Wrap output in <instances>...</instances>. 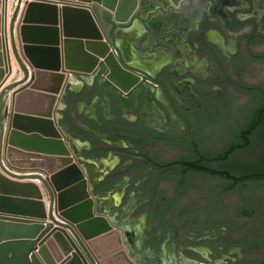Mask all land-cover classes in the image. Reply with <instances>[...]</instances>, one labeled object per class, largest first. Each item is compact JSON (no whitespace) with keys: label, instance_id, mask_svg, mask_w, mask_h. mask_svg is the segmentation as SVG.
<instances>
[{"label":"flooded vegetation","instance_id":"obj_1","mask_svg":"<svg viewBox=\"0 0 264 264\" xmlns=\"http://www.w3.org/2000/svg\"><path fill=\"white\" fill-rule=\"evenodd\" d=\"M109 33L121 50L130 45L124 63L139 82L123 95L100 68L77 76L82 85L67 86L58 118L77 157L89 162L96 212L121 230L140 264H264V205L218 206L213 185H194V172L207 170L193 166L240 143L260 117L264 81L249 82L247 73L264 67V0H183L177 8L145 0L132 22ZM242 96L246 103L232 108ZM29 248L1 245L0 264H27Z\"/></svg>","mask_w":264,"mask_h":264},{"label":"water","instance_id":"obj_2","mask_svg":"<svg viewBox=\"0 0 264 264\" xmlns=\"http://www.w3.org/2000/svg\"><path fill=\"white\" fill-rule=\"evenodd\" d=\"M143 1L24 0L16 27L19 50L13 39L16 14L10 25L12 51L24 78L10 85L0 14V100L13 91L9 110L0 111V246L30 243L27 264L29 255L39 264H140L125 250L121 230L96 212L90 193L97 182L83 166L89 162L77 157L57 117L71 76L91 75L100 68L108 85L123 95L137 85L141 76L124 63L130 61V45L121 50L109 31L132 22ZM168 1L174 8L183 2ZM78 23L83 24L81 30ZM61 31L68 38L62 50ZM43 32L49 34L45 42ZM19 56L32 71L27 84L29 74ZM245 138L247 144L225 159H202L193 166L234 179L264 176V110ZM25 180L42 183L49 197L47 209L38 187Z\"/></svg>","mask_w":264,"mask_h":264},{"label":"crops","instance_id":"obj_3","mask_svg":"<svg viewBox=\"0 0 264 264\" xmlns=\"http://www.w3.org/2000/svg\"><path fill=\"white\" fill-rule=\"evenodd\" d=\"M10 3H11V0H9L7 3L5 1H3V0H0V14H1V16H3L4 22H5V38H6V42H7V48H8L7 49V53H8V56L10 58V70H11V73H12V70H13V73H16L19 76V78L15 82H13V83H16V82H21L23 80L24 73L21 70L20 65L18 64V62L15 60V57L12 56L13 52H12L11 45H10L11 44V39H12V34L9 33V31H8L10 23H11V20H10ZM23 8H24V0H21V1L20 0H16V2L14 4V8H13L14 9L13 11L15 12L14 15L16 14V20L13 23V39L15 41V45H16L17 50H19L18 47H20V43H19V38L20 37H19V34H17V32H16V27H17V24H18L19 16H20L21 11H22ZM61 8H62V6L58 5V9L60 10ZM9 21H10V23H9ZM67 23L72 25V21L71 20H67ZM105 23L108 25L109 21L105 20ZM78 25H79V23H78ZM81 25H83V24H81ZM81 25L77 26L79 30H81V27H82ZM60 30H61V26H60ZM47 35H49V34H46V32H43V34L41 36L44 39V42H45V40L47 38ZM65 39H68V38L64 37L63 34H62V31H61V33H60V40H61L60 48H61V50H62V48L64 49V47L62 45V42ZM19 58H20V61H21L22 65L27 69L28 74H29V77H28L27 81L24 83V84H27L29 79H30V73L32 71L26 65V62L24 61V59H22L20 56H19ZM78 65H81V63L79 62ZM80 79H82V78L81 77H77V76H75V77L71 76L69 80H70L71 84L73 86H75V88L76 87L79 88L82 85L81 84L82 82H80ZM21 86L22 85H18V87H16V88H19ZM14 90H16V89H14ZM12 92L6 93L1 98V100H0V111L1 112L3 111V109H6L7 107H8V110H9V107H10V104H11V94H12ZM60 107L63 108L62 105ZM57 118H60V115H58ZM4 123H6V121H4ZM22 174H25V173H22ZM23 182H31V183H34L38 187V189H39V191H40V193H41V195L43 197L42 201H43V203L45 205V208L47 209V207L49 205V197H48V195L46 193V190H45L44 186L42 185V183H40L37 180H35V181L25 180ZM28 244H30V243H28Z\"/></svg>","mask_w":264,"mask_h":264},{"label":"rangeland","instance_id":"obj_4","mask_svg":"<svg viewBox=\"0 0 264 264\" xmlns=\"http://www.w3.org/2000/svg\"><path fill=\"white\" fill-rule=\"evenodd\" d=\"M15 2H16V0H11V3H10V20L11 21H12L13 15L15 13L13 11ZM257 9H259V8L257 7ZM9 23H10V21H9ZM10 25H11V23H10ZM8 31L10 33V26H9V30ZM11 49H12V47H11ZM12 56H14L13 53H12ZM15 60H16V58H15ZM195 72L196 73L200 72V66L195 70ZM247 74H248L247 77H248L249 82H252L254 84H256V83L260 84L261 82L264 81V67H262V66H251L249 68ZM18 78H19V76L16 73H13V70H12V73H10V75L8 76L6 84H8V85L13 84V82H15ZM235 99H236V101L238 103L234 102L235 104H234V106L232 108H235L236 105H239L240 107H242L244 105V103H246V101H247V98H245L243 96L240 97V98H235ZM215 134L217 136L221 135V134H219L217 132ZM210 137H209V139H211L213 141V143L217 142L215 140V136H213L211 134ZM80 148H78V149H80ZM190 171L193 172L192 170H190ZM194 173L196 174V172H194ZM194 185H196L200 191L209 190V187L211 185L216 187L215 184H211L210 180H207L205 182H195ZM194 185L190 184L185 190L186 191H188V190L191 191L192 188H194ZM138 201L139 200L136 199L135 200V204ZM219 204L224 206V207L231 206L230 208H231L232 211H235V209L240 208L241 206H245V204H248L249 207H252L255 204V206H258V208H259L261 205H264V184H261L260 187L252 188L249 192H243V193H239V194H235V195H227L225 198H223L222 200L219 201ZM248 206L246 205V207H248ZM262 217L264 218V214L262 215ZM259 221H263V220L259 219ZM259 221H256V222L260 223Z\"/></svg>","mask_w":264,"mask_h":264},{"label":"trees","instance_id":"obj_5","mask_svg":"<svg viewBox=\"0 0 264 264\" xmlns=\"http://www.w3.org/2000/svg\"><path fill=\"white\" fill-rule=\"evenodd\" d=\"M264 110V106L260 108L259 112L261 113ZM259 116L254 120L253 124H251L241 135H240V143L233 144L230 148H228L225 152L217 155L215 157L206 158L209 160H218L225 159L226 156L234 149L244 147L247 144V140L245 136L251 131V129L258 123ZM203 158V157H202ZM201 158V159H202ZM200 159H197L198 161ZM199 182H205L207 180L211 181V184H215L214 187L216 203L219 206V201L225 198L227 195H235L243 192H249L252 188L260 187L261 184H264V176L259 177H248V178H240L234 179L229 177L227 174H217L209 171H202L197 176ZM27 243V242H23Z\"/></svg>","mask_w":264,"mask_h":264},{"label":"bare ground","instance_id":"obj_6","mask_svg":"<svg viewBox=\"0 0 264 264\" xmlns=\"http://www.w3.org/2000/svg\"><path fill=\"white\" fill-rule=\"evenodd\" d=\"M134 30H135V32H136V34H137V36L141 33V28L139 27V26H135L134 28H133ZM137 62V64L140 66V67H142V68H144V70H148V71H152V69L154 68V64H151V63H145V62H138V61H136ZM136 64V65H137ZM137 65V66H138ZM94 166H97V165H94ZM102 168H100L99 170H101ZM98 170V169H97ZM102 171V170H101ZM102 175V174H101ZM101 175H97V176H95V178H97V180L99 179V178H101ZM96 180V181H97ZM93 182H95V181H93Z\"/></svg>","mask_w":264,"mask_h":264},{"label":"built area","instance_id":"obj_7","mask_svg":"<svg viewBox=\"0 0 264 264\" xmlns=\"http://www.w3.org/2000/svg\"><path fill=\"white\" fill-rule=\"evenodd\" d=\"M9 0L6 1V3L8 2ZM21 1V0H20Z\"/></svg>","mask_w":264,"mask_h":264}]
</instances>
